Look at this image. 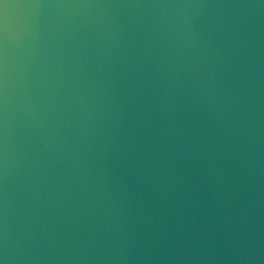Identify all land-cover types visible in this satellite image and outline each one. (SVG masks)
<instances>
[{
    "label": "water",
    "instance_id": "obj_1",
    "mask_svg": "<svg viewBox=\"0 0 264 264\" xmlns=\"http://www.w3.org/2000/svg\"><path fill=\"white\" fill-rule=\"evenodd\" d=\"M0 264H264V0H0Z\"/></svg>",
    "mask_w": 264,
    "mask_h": 264
}]
</instances>
